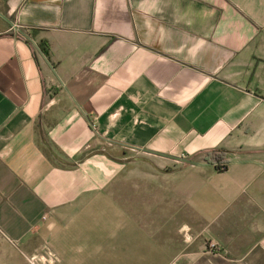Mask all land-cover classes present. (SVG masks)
Wrapping results in <instances>:
<instances>
[{
    "label": "crops",
    "instance_id": "crops-1",
    "mask_svg": "<svg viewBox=\"0 0 264 264\" xmlns=\"http://www.w3.org/2000/svg\"><path fill=\"white\" fill-rule=\"evenodd\" d=\"M47 254L264 264V0H0V264Z\"/></svg>",
    "mask_w": 264,
    "mask_h": 264
},
{
    "label": "built area",
    "instance_id": "built-area-1",
    "mask_svg": "<svg viewBox=\"0 0 264 264\" xmlns=\"http://www.w3.org/2000/svg\"><path fill=\"white\" fill-rule=\"evenodd\" d=\"M214 167L216 169L226 167V161L224 160L220 163L215 162ZM208 245L211 250H218V254L223 252V248L215 242H209ZM55 260L56 259L52 254H47L46 256H42V257H31L29 259V263L30 264H53Z\"/></svg>",
    "mask_w": 264,
    "mask_h": 264
},
{
    "label": "trees",
    "instance_id": "trees-1",
    "mask_svg": "<svg viewBox=\"0 0 264 264\" xmlns=\"http://www.w3.org/2000/svg\"><path fill=\"white\" fill-rule=\"evenodd\" d=\"M45 52L48 54V51L46 48H45ZM224 160H225V154L223 152H215V153L207 154L204 158V163L214 165L215 162L220 163ZM225 169H226V167L217 168V170L220 172L224 171Z\"/></svg>",
    "mask_w": 264,
    "mask_h": 264
},
{
    "label": "water",
    "instance_id": "water-1",
    "mask_svg": "<svg viewBox=\"0 0 264 264\" xmlns=\"http://www.w3.org/2000/svg\"><path fill=\"white\" fill-rule=\"evenodd\" d=\"M58 158V157H57ZM136 162H145V163H148L150 164V162L148 160H145V159H137ZM158 172H161V173H168L167 171H161V170H158Z\"/></svg>",
    "mask_w": 264,
    "mask_h": 264
}]
</instances>
